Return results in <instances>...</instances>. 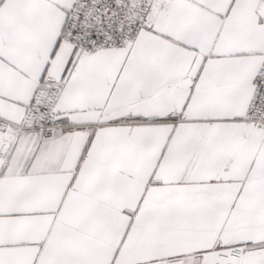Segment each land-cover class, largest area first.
<instances>
[{"label":"snow or ice","instance_id":"1","mask_svg":"<svg viewBox=\"0 0 264 264\" xmlns=\"http://www.w3.org/2000/svg\"><path fill=\"white\" fill-rule=\"evenodd\" d=\"M0 264H264V0H0Z\"/></svg>","mask_w":264,"mask_h":264}]
</instances>
